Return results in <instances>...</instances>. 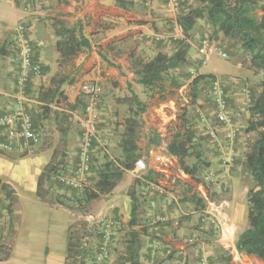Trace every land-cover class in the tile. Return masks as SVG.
Wrapping results in <instances>:
<instances>
[{
	"label": "crops",
	"instance_id": "0c3cea01",
	"mask_svg": "<svg viewBox=\"0 0 264 264\" xmlns=\"http://www.w3.org/2000/svg\"><path fill=\"white\" fill-rule=\"evenodd\" d=\"M42 1L35 0L34 3L42 5ZM133 1L134 6L125 10L117 6L116 0H60L56 9L43 12L33 8L18 7L17 1L0 0V134L5 132L2 127L4 118L19 116L28 111L35 118L38 111L33 108L40 106L67 114L69 121L74 120L80 132L79 109L82 102L79 100H84L81 94L82 85L98 83L103 92L99 107L101 129L99 134L105 138L100 148L102 153L110 158L112 154L116 157L121 156L120 145H110L108 148V120L113 117L108 111V105L119 107V104H124L121 99L130 96L129 86L142 101H144L142 95L145 93L144 88L136 83V77L131 70L130 55L132 52L138 56L155 55L158 52L172 54V51L168 52V49L171 50V44L166 42H172L173 33L167 30L170 28L167 24H175L177 32L179 30L177 20L167 11L164 0ZM136 2H139L138 6ZM146 6L149 7L148 10L144 9ZM42 18L45 19L44 22L41 21ZM57 19L66 20L71 24L81 22L84 34L92 45L91 49L83 51L77 58L62 66L56 47L58 38L54 30V22ZM20 21H24L29 29V38L35 47L37 61L42 66V74L32 78L25 86L21 85L20 79L17 81L15 71L17 69L15 53L18 55L15 38ZM164 31L169 33L165 34L166 39L164 42H157L155 36L164 34L162 33ZM200 31L199 28H194L192 31L200 40L199 47L195 50V59L188 60L187 67L192 71L199 67L198 60H203V57H207L209 52L215 50L216 44L210 48L207 39L199 36ZM236 66L240 69V73L235 76L230 75L233 79H246L254 75L251 65L248 68ZM202 68H198V75H214L203 73ZM56 76L65 79L61 90L67 97V103L77 106L74 110H67L64 104L45 105L39 101L41 91L47 89ZM242 92L249 95L251 90L244 91L242 88ZM188 110L197 139L201 141L204 157L208 162H214L213 168L215 161L223 160L219 171L224 182L228 184L227 192L222 197L226 201L221 203V210L223 208L225 214L220 212L219 226L201 222V210L189 200L194 195L204 200L202 197L204 183L199 181L200 179L196 180L186 175L181 170L177 158L168 154L167 146L171 137L164 144L167 153L165 156L167 162L178 166V171L170 170L166 163L165 166L160 165L154 170L151 165V171L156 175L154 181L156 184L161 186L162 181L165 184L168 182L173 184L169 183V189L166 188V191L162 192L156 191L143 180L140 182L149 190L145 197L137 196L141 205L139 212L142 225L136 228L142 233L141 264H200L202 260H206L209 264H264L256 257L239 253L237 249L239 238L248 227L250 186L243 188L242 176L235 162L239 156L240 158L244 156L245 161L250 145L256 139L255 133L246 132L250 117L249 109H245L240 102L237 109H233L239 113L237 127L240 129V134L231 152L230 145L225 139V132L223 133L222 130L220 138L223 139L218 143L206 138L209 125L216 124L213 118L214 109H201L207 119L205 121L197 115V109ZM155 112L164 122L173 118L162 106L156 107ZM129 116L126 115L125 121H121L123 128L121 138ZM208 116H212L213 120ZM242 122L245 126H240ZM159 125L163 124L159 123ZM243 127L244 132H242ZM79 132L76 134L75 130H72L70 133L66 151L69 175L74 170L78 158ZM1 144L0 138V148ZM146 146L147 152L151 148L161 150L160 146L155 147L151 144L150 137L147 138ZM139 148L141 153L140 145ZM98 149L96 147L94 157ZM20 152L15 149L9 156L0 153V180L8 186L13 200V212L8 213L4 209L2 221L5 243L11 244L10 256L6 260H0V264H69V238L79 218L73 210L44 202L37 196L38 180L50 163L55 149L42 148L37 152L18 155ZM112 158L111 160L115 161ZM230 160L232 163L226 165L225 162ZM21 165L25 169H22ZM136 173V168L125 172L119 182L120 185L118 183L112 192L102 196L106 200H103L101 215H108V218H113L112 221L116 224L122 222L127 225L130 220L132 199L129 191L132 186H136V178L139 179ZM177 184L178 187H172ZM239 196L243 202H247V209L241 207L238 210L234 205L233 200ZM5 201L6 204L10 203L8 198ZM154 204H157V209ZM40 213L46 216L42 217ZM50 216H53V219Z\"/></svg>",
	"mask_w": 264,
	"mask_h": 264
},
{
	"label": "trees",
	"instance_id": "16d2710c",
	"mask_svg": "<svg viewBox=\"0 0 264 264\" xmlns=\"http://www.w3.org/2000/svg\"><path fill=\"white\" fill-rule=\"evenodd\" d=\"M196 1L199 6L186 14H182L180 2V14L177 19V24L184 35L188 31L192 32L198 21L203 20L213 30L214 35L218 36L222 34L226 39L237 40L241 44L243 52L250 57L251 66L264 74V5H261V0ZM116 4L118 7L127 10L134 6V1L116 0ZM54 30L58 38L56 47L60 55V66L66 65L74 60L83 51L91 49V42L85 36L81 22L71 24L66 20L57 19L54 22ZM174 39L172 38L171 41L177 43L173 45L175 47L172 54L158 52L153 57L147 58L138 56L134 52L130 55L131 70L136 77V83L144 88L146 96L148 97L149 95L151 97L159 95L160 98L165 99L167 95L173 94V91L181 88L182 84L173 75V72L187 67L190 47L186 42H180ZM188 68L191 69L190 67ZM215 80H217L215 75H197L194 77L190 85L192 105L197 104L200 95V86L207 84L211 87V84ZM64 83L65 79L63 77H54L51 85L44 91H41L39 101L45 105L52 103L57 105L64 104L68 108L67 110H74V107L76 108L77 106L69 105L67 103V97L64 96V92L61 90ZM260 86L261 92L249 108L250 117L246 129L247 133L256 134V139L250 145V150L247 152L245 159V168L250 174L253 185L248 192V227L241 234L237 249L239 253L256 257L264 263V77ZM129 90L130 96L121 99L128 105L130 112L119 143L122 150V159L113 161L109 156H106V162L98 172V179L94 186L90 189L82 188L81 201L84 204H90L112 192L122 180L125 172L134 170L136 168V162L144 158L140 153L138 145L140 122L137 117L146 112L148 105L131 90V86H129ZM79 102H82L81 105L84 111L85 101L79 100ZM46 110L48 113L53 112V109ZM55 112L57 116L62 115L61 126L58 128L65 137L67 136L70 125V123H66L69 122V116L65 113ZM64 125L68 126L64 127ZM215 125H218L217 122ZM33 126L35 129L34 121ZM3 129L5 130V127ZM4 134L1 139L2 143L7 142ZM206 138L210 140L208 136ZM161 142L162 139L159 135L155 139H151V144L155 147L160 146ZM23 143L30 145L31 148H37L40 146L41 140L39 144L20 142V144ZM18 144L16 143L14 145L13 151ZM13 151L9 152L0 148V153L6 156ZM167 151L169 155L177 158L181 170L196 180L199 179L202 168L211 167L210 162L204 157L201 141L197 139V133L187 108H184L178 116V125L167 146ZM188 160H193L194 163L189 164ZM68 173L66 153L61 152L58 154L55 151L50 163L46 166L38 180L37 196L42 201L53 204L52 198L49 199V184L56 181L65 186L59 181V178L68 176ZM144 179V183H147V181L154 182L156 175L150 170L146 173ZM0 185L5 193V200L8 198L10 201L8 204V213H12L13 200L11 192L8 186L3 184L1 180ZM134 187L135 185L129 191L132 199V208L128 222L130 233L125 249L126 264H141L140 249L142 233L136 229L142 225L139 212L141 205L137 199ZM189 202L194 204L199 210H204L206 207L205 200L197 195H194ZM61 205L63 206V204ZM114 224L116 223L114 222ZM10 245L6 243L0 245V260H6L10 256ZM78 248L79 239H74L70 236L68 247L70 258L72 254L74 257L77 256Z\"/></svg>",
	"mask_w": 264,
	"mask_h": 264
},
{
	"label": "rangeland",
	"instance_id": "374dc122",
	"mask_svg": "<svg viewBox=\"0 0 264 264\" xmlns=\"http://www.w3.org/2000/svg\"><path fill=\"white\" fill-rule=\"evenodd\" d=\"M11 1H15V2L17 1L18 7L22 6V8H27V9L33 8L37 11L45 12L50 9H56L57 2L60 0H43L42 5L41 4L36 5L34 3L35 0H11ZM180 2H181L182 14H186L192 9L199 6L196 0H180ZM32 3L33 5H31ZM260 3L261 5H264V0H261ZM136 5L138 6L139 2H136ZM144 9L148 10L149 7L146 6L144 7ZM171 15L174 17L173 19H176V20L178 19V16H175L172 13ZM164 19L166 21H170L166 18ZM41 21L44 22L45 19L42 18ZM20 23H25V22L20 21ZM167 25H170V28L167 30L173 33L172 34L173 38L177 39L180 42H186V44L189 45L190 49L188 53V60L195 59L196 57L195 50L196 48L199 47L198 46L199 41H200L199 37H195L193 32H190V31H188L184 35L183 31L180 28H178L179 30L177 32V29L174 26L175 24H167ZM208 27L209 26L203 20H199L195 26V28H199L201 30L199 32V36H202L204 39H207V42L210 48L214 46V44H216L214 47L215 50L213 52H209L207 57L206 56L203 57V60H198L199 61L198 68L203 67L201 70L203 73L214 74L216 75L217 79L226 80L231 85L228 87V101H229L230 109L232 110L237 109L239 102L241 103V105L245 107V109H249L250 106H252L254 100L258 97L260 93V90H261L260 81L261 79H263L264 74L262 72H259L253 69V67L250 66L251 65L250 57L243 52L241 48V44L237 42V40L226 39L224 38L222 34H219L218 36H216L213 34V30L210 27L209 28ZM162 33L164 34H159V35H162L164 37L166 36L165 34H169V33H165V31ZM166 43L171 44L170 45L171 50L168 49V52L172 51L173 53L174 51V49H172L174 47L173 45L177 42L167 41ZM165 47L168 48L167 45H165ZM164 53H167V52H164ZM220 53H224L226 57H222ZM153 56L154 55H144L141 57L147 58V57H153ZM15 59L17 61V69L15 71H16V78H18L17 79L18 81L21 75H20V64L18 63L19 60H18L17 53H15ZM236 65L242 68H248L250 66L251 69L254 71V75L253 76L250 75L251 77L246 78V79H241V78L233 79V77H231L230 75L235 76L240 73V69ZM198 68H195V70L192 71L188 67H184L180 69L179 71L173 72V75L179 79L182 85L179 90L173 91V94L167 95L165 99L160 98L159 95L156 97H151V95H149L148 97V96H145V93H143L142 98L144 99V101H146L148 107H147L146 112L138 116L137 119L140 122L138 143L142 147L141 154L144 155V158H146L145 154L147 152V146H146L147 138L150 137V139H155L157 135H159L162 139V143L160 145L161 147L160 151L164 155H167L166 147L164 144H166V142L172 137L173 132L175 131L178 125V116L182 113L184 108H187V109L200 108V109H210V110L214 109V102H213V98L211 95L210 87L207 84H202L200 86L201 87L200 95H199L197 104L195 105L191 104L190 85H191V82L193 81V77L197 76L199 73ZM236 81H238L239 83H237ZM242 88L247 89V91L251 90V93L249 95H247V93H243ZM114 99L116 100V95H114ZM160 106H162V108L165 109L166 111L170 112V116L173 117L171 120L169 121L167 120V122H164L163 120L159 118V116H157L158 114H156L155 109L156 107H160ZM33 109H36L38 111V113L35 115V118L32 117V119L35 124L36 133L40 137L41 144L37 148L36 147L31 148L30 145L28 144L19 143L18 145L15 146L16 150L21 151L20 153H18V155L28 154L34 151L37 152L38 150L42 148H54L55 151L58 152V154H60L61 152L66 153L69 138H70V133L72 132V130L73 131L75 130L76 134H78L79 132V129L77 128V124L74 122V120L66 122V123H70V125H69L67 136L64 137L58 128L61 126L60 123L62 121V115L57 116L54 110L53 112L48 113L46 109H50V108L43 107V106H40L39 108H33ZM82 111H83V107L82 105H80V109H79L80 118H82L83 116ZM108 111L113 116L110 118V120H108V148H109L110 145H116V146L117 144L119 145L120 138H121L120 134L123 132V128L121 127V121L122 120L125 121L126 115L129 116L130 112H129L128 105L125 103L119 104V107H116V106L112 107L108 105ZM27 113H29V111ZM14 117H17V116H14ZM208 117L210 120H213L212 116H208ZM243 122L240 124V126L242 125L245 126ZM159 123H162L163 125L160 126ZM65 126L66 125H64V127ZM213 126L215 127L216 125L213 124ZM100 130L101 129L99 128V131ZM238 131L240 134L239 128H238ZM244 131H245V128L243 127L242 132ZM0 135H1L0 138L2 139L3 134H0ZM100 139L101 141L105 140V138L102 136H100ZM221 139H223V137H221ZM102 143L104 142L102 141ZM97 147L99 149L94 157L93 170H92L91 175L88 177L87 179L88 181L84 187L87 189H90L94 186V184L96 183L98 179V172L101 170V168L106 162L107 155H104L102 153V149L99 146ZM112 157L111 158L114 159L115 161L122 159V155L119 157H116L114 154H112ZM188 163L193 164L194 162L193 160H188ZM213 163H210L211 165L210 168H202L201 173L199 175V179H200L199 181H202L205 184V180L208 174L215 173V175H217V179H216L217 185L214 187V193L211 195L210 198L212 201H214L219 206L220 211H222L223 208L221 210V203L226 201L222 197H224V195L227 192L226 185L228 184L225 183L224 178L220 176L221 171H219V166L223 164V160H219L217 162L215 161L214 168H213ZM225 163L226 165H230L232 163V160H230V162L226 161ZM166 164L170 170L178 171V166L176 164L172 165L169 162H166ZM22 165H21L22 169H25ZM235 165L238 168V172L242 176L241 182H242L243 188L244 186H250L251 188L253 185V182H252L249 172L245 168L244 156H242L241 158L239 156L238 160H236L235 162ZM139 181L140 180L136 178V182L139 184L138 186L134 187L136 195L138 197L140 196L145 197L144 195H146V192H148L149 190L147 189L146 186L141 185ZM162 183L163 184H161V186L157 184L159 189L162 192H164V190L166 191V188L169 189L170 187L169 183L173 184L172 182H168L167 184H165L164 181H162ZM49 186H50L49 199L52 198V203L56 206H60L61 204H63V206L61 205L62 207H67L70 210H73V212L76 214V217L79 218L77 224L75 225L71 233V236L74 239H79L78 254L76 257H74V255L72 254V257L69 259V264H94L93 255H95L97 248L101 244L102 229L104 228L105 224H108L109 221L113 220V218H110V217L108 218V215L106 216L101 215V211L103 210L102 208L104 206L103 200H106L105 197H101L99 200L94 201L90 204H84L81 201L84 188L82 190L81 189L74 190L69 187L63 186L56 181H53L52 183H50ZM176 186L178 187L179 184L173 185L172 187L176 188ZM174 190H172V192ZM233 201H234V205L237 206L238 210H240L241 207L247 209V202H243L240 196L237 199H234ZM154 207H156L157 209V204H154ZM4 209H6L7 211L9 210L8 204L6 203L4 204ZM222 213L225 214V210L222 211ZM32 214L34 215L36 213H32ZM40 214L42 217L46 216L43 213H40ZM50 218L53 219V216H50ZM246 223H247V216H246ZM184 226L185 225H183V227ZM129 233H130V229L128 227V224L125 225L124 223L119 222V224L114 225L112 229V241L110 244V258L109 260H107V264H126L125 249H126V243L129 238Z\"/></svg>",
	"mask_w": 264,
	"mask_h": 264
},
{
	"label": "built area",
	"instance_id": "2783aa9c",
	"mask_svg": "<svg viewBox=\"0 0 264 264\" xmlns=\"http://www.w3.org/2000/svg\"><path fill=\"white\" fill-rule=\"evenodd\" d=\"M167 10L179 16L180 0H164ZM157 42H164L165 37L156 35ZM16 45L20 63V83L22 86L31 79V77L40 76L42 74V66L37 61L35 47L29 38V29L24 23H20L16 29ZM222 57H226L224 53H220ZM236 83V82H234ZM233 83V84H234ZM232 84V85H233ZM231 86L226 80H215L210 87L211 95L214 102L213 117L216 119L217 126L209 125L207 136L211 141L219 142L220 131L225 132V139L230 145V151L233 150L234 144L239 137L237 122L239 113L230 109L228 101V87ZM247 89L244 88V91ZM82 97L85 100V108L81 118L80 129V145L78 158L72 173L65 177H60L59 181L71 189H82L87 183L88 177L92 173L93 159L96 147L102 146L99 136V107L101 104L102 87L98 83H84L81 88ZM197 115L203 120H207L200 108H197ZM3 127H5V136L7 142L1 144V149L5 151H13L14 145L22 141L26 143L39 144L40 138L36 134L33 121L29 113H21L17 117H8L3 119ZM168 161L157 148H151L147 152L146 158H141L136 162V171L139 179L145 181L144 177L148 171L157 169L160 165H164ZM151 162V164H150ZM217 175L210 173L207 175L202 197L206 202V207L201 210V222L219 226L220 209L219 206L211 200L214 193V187L217 185ZM148 185L160 191L155 182L147 181ZM220 187V186H219ZM221 188V187H220ZM5 201V193L0 185V244H4V234L2 233V221ZM222 207V206H221ZM114 222L109 221L102 229V240L94 255V264H107L110 258V244L112 241V229ZM200 264H209L206 260H202Z\"/></svg>",
	"mask_w": 264,
	"mask_h": 264
}]
</instances>
